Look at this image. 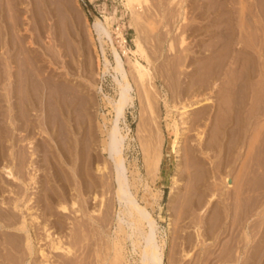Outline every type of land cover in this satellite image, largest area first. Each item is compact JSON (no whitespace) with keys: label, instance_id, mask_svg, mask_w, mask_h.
Instances as JSON below:
<instances>
[{"label":"rangeland","instance_id":"rangeland-1","mask_svg":"<svg viewBox=\"0 0 264 264\" xmlns=\"http://www.w3.org/2000/svg\"><path fill=\"white\" fill-rule=\"evenodd\" d=\"M4 1L7 2V0H0V2H1L0 3V19H1L0 20V26H1L0 27V29H1L0 30V42L2 43V44L0 43V50H1L0 51V65H1L0 68L5 70L4 67L6 66V64L10 65V63L12 62L11 67L13 66L12 68H14L16 70V71L14 70L16 73H17V70L19 69L18 72L20 73L19 74L20 76H18L17 80H20V78L24 79V76H25L24 74L28 71L31 72L29 77H28V80L30 78L31 79L35 78L37 80V81L35 80L36 84L31 79L29 80L30 84L33 85V93L34 94L36 92L38 93V91L35 89V85H36V87L41 86L43 84L42 79H46L47 77H49L51 82H52V80H51V77H52L53 83L56 81L55 83H57V85H58V82H59V85H62V84H66V86L71 85L70 86L71 91L69 94V96H70L69 100L73 99L74 104H75V108L73 111L74 116H75L74 127L76 126L77 128L75 127L74 131L72 128H70V130H71L70 136H69V134L67 137L61 136L59 134V132L55 133L54 131L52 133V131H51L52 129H49L51 132H49V130H47V133H41L40 130L35 129L34 133L31 134V136L33 137V140H34L33 142H35L34 145H36L35 146V159L36 160L34 159V162L40 169L39 172L37 173L38 177L40 176L38 179L40 181L39 185H38L39 187L37 189L34 188L33 191H36V193L38 192V194H42V196L44 194L49 195L51 197L53 196V198L50 201H49L50 198L47 200L48 201L47 204H46V202L45 203L44 202H36V203L32 204V209H33V211L38 210V212H37L38 214H39V212L41 213L40 219L43 222H47V223L50 222V225H53V229H52L53 232L56 231V233L61 235V236L65 235L63 239H64V242H66L65 245L70 247V249H71L70 254L71 255L65 254L64 252L50 253L49 247H48V242L42 238V237H44V232H43V230L41 231V229L40 230L38 229V231H37L38 232L37 235H38V239H39L37 246L40 247L41 249H44L45 253H47L49 255L50 261L53 262L54 264H58V263L64 264L65 261H63V260H65V258L70 259L69 257H71L72 260L70 259V262H69V260H67L68 261V262H66L67 264H72V263L73 264H113L114 259L112 262V258H114L115 251H114V247H113L114 244L112 243L113 242L112 239H114V237L116 236V231H115L116 226H117L116 214L119 210V205H118V202L115 201V198H114L115 197V195H114L115 190H113L114 189V186H113L114 183L112 184V187H109L110 190L107 189V186H109L110 181H112V179H113L112 171H114L113 169H115L114 162L107 154H105V152L102 151V148L104 147L105 141L107 138L106 137L107 129L110 128V123L114 119L115 114L112 113V109H110L111 107L109 106V104L107 103V101L103 95H107L110 99L117 100V98H118L117 88H116V83L114 82L113 78H114V76H116L119 79H121V77H120V75H116L114 73V71L112 70V67L115 66V59L113 57V52H112V48H111V41L107 37H104L105 44H103V47L105 50V57L109 60L110 65L107 66L109 68V72H106L105 74H103L104 65H105V60H104L105 58H104V55H102V49L100 46V41L98 40V35H97L96 31L94 30L93 25L95 23H100L101 27H104L103 23L101 22L102 17H103V13L107 14L109 17H115V15H116V19L113 22V25L111 27V32H113V33H111V35L113 38L114 46L116 47L117 51L119 52V54L122 58L124 67H125L126 71L128 73H130L132 71V68H131V65L129 63H130V60H132V57H131V55H129L128 58H130V57L131 58L127 59V57L125 56V54L122 52L121 48L119 47V44H117L118 39H116V34L114 32V30L117 29L119 25L122 26V29L124 26L123 34H124V37L126 39V52H129L130 50L134 49L133 40L136 37V32H134L135 29L132 26H130V13L127 12V10L124 8V6L122 5L120 0H93V1H89V0H71L70 1V0H67V7H69V9H67V10L59 9V11L57 9V7L59 8V6H57V4L55 3L56 2L55 0H41L45 6H43V4L40 0H24V1L20 0L19 2H17V0H11V1L8 0V4ZM68 1L70 3H68ZM48 2H50V3H48ZM160 2H162V3H160ZM169 2H170L169 0H164V1L163 0H149L148 6H146L144 8L145 12L148 14L144 17L146 23L144 24V29H143L144 31L143 30L141 31V34L143 36L141 34L140 35H141L143 45H144L147 53H149V55L151 56V57L150 56L149 57L150 58L154 57L153 61H152V65H151V70L154 71V69H155L154 72L158 78L155 81V87L158 90V92H160L158 94L160 96H162L163 98L167 94V97H165L168 100L167 102L168 103L173 102V103H169V105L170 104L173 105L176 103V105H178L177 107L180 108L181 106H179L180 104H178V102L181 101L180 100L181 98H178V97L174 98V96L172 95L173 93H171L172 89H170V88H172L174 84L180 85L182 87L185 86L186 85L185 83L188 81L189 74H191L190 69H193V68L195 69V75L196 76L194 74L193 75L195 77L192 76V78L194 80V79H198L199 77L201 78L202 74H205V73L209 72L210 70L212 71L213 66H211V64L214 65V69H215L216 68L215 64L217 63L215 61H220L217 64L221 63L220 59H222V58H220L219 55L226 53L227 50L226 49L224 50V48L226 47V41H224L225 39H222V38H224V36H222V38H220L221 39L220 40L219 36H218L219 35L218 32L226 30L227 26L225 25V29L223 27H224V24H226L228 22V19H232V22L238 31H241L239 29L243 28L242 29L243 32H239V34L240 33L245 34V32H246L245 36L247 34L250 36L252 33L250 30H254L251 27V25H249L250 23H252L251 20L257 24V28L262 29L263 25H261L259 23V21L263 20V23L262 22L261 23L264 24V0H183V6L185 7L186 12H187L186 13V16L188 19L187 22L190 23L193 21V24L202 23V22L206 23L207 20H210L213 17L218 18V23H219V25L217 24L218 25V30H217L218 32H217V35H214V36H209V34L205 35V32H202V33L195 32V31L193 32V30L191 28H189V27L187 28V26H183L182 23H179L180 17H179V15H177V13L179 14V10H180V8H178L179 5L177 4V6H176V2L172 5H170L171 3H169ZM3 3H5V4L3 5ZM16 3L20 4V5H17ZM203 3H204V5H203ZM70 4H71L72 8L69 6ZM14 5H16V6H14ZM166 5L168 6L169 10H167L168 8ZM199 5L200 6L202 5V7H204V8H202V10H201V7H199ZM39 6H41V7L39 8ZM6 7L9 10L12 9L13 11L11 12L8 9L6 10ZM42 7H45V8H42ZM68 10H70L71 14H69ZM17 11H18V13H17ZM72 11H73V13H72ZM165 11H166V13H165L166 15L164 13H162ZM3 12H5V13H3ZM65 12L69 16L65 15ZM15 13H17L16 14L17 16L15 15ZM42 13H44V14H42ZM62 13H64V14H62ZM170 13L171 14L173 13L172 16ZM148 15H150L151 18ZM159 15H161V16H159ZM229 15H231V16H229ZM65 16H66V18H65ZM67 16L70 18H68ZM252 16L254 19L252 18ZM160 17L162 19H164L163 21H165V22L161 21L162 19ZM171 17H173V19H171ZM205 17H206V19H205ZM226 20H227V22H226ZM248 20H250V22ZM3 21H6V22H3ZM234 21H235V23H234ZM224 22H226V23H224ZM244 22H246V23H244ZM151 23L153 25V29H152ZM166 24H168V25H166ZM258 24L260 27L258 26ZM222 25H223V27H222ZM146 26H149L147 28L148 29L151 28L152 30L150 29V30L146 31ZM180 26H181V28H180ZM249 26L252 29L249 28ZM4 27H7V28L5 29ZM244 27L245 28L247 27L248 32ZM177 28H178V30H181L182 32L184 31L185 36H187L186 43L188 42L187 43L188 45L185 44L186 47L188 46L187 49H186V47L185 48L181 47V49H180V47H179L180 45H178L179 44L178 43L179 42L178 41V35H179L180 31H178V30L175 31V29H177ZM90 29L93 33L94 45L92 44L91 40L89 39L90 37L88 36V32L90 31ZM183 29H185V30H183ZM221 29H223V30H221ZM3 30H4V33H3ZM263 30H264V27L260 31H263ZM167 31H168V33H167ZM211 31H212V29H211ZM254 31H256V30H254ZM254 31H253V33H255L256 35L254 36L252 33L253 37L251 39H249L248 35L246 37L240 38L241 41H245L244 42L245 45H244V43H242L240 41L239 37H238V39L236 38V40L240 41V42H237L235 40L236 42L233 46L234 50L232 49L233 52L231 51V59H229L231 61V63L229 60L227 61V63L229 62L228 64L230 65V67L226 63L225 64L226 66L224 65V67H226V70L224 69V67L222 70V72H224V74L222 73L221 78H223L224 76L225 77L223 79H220V80L221 81L224 80V82H223L224 84L222 83L223 85H221V86L218 85L220 87V88L218 87V89H217V87H214L215 89L213 88L212 92L209 89L207 90V93H209V95H211L213 97V98H211L213 100V102L206 105V106L210 105L209 107L211 109L209 107H207L211 110V111L208 110V111H210L209 112L210 114L214 113V112L216 114L214 106L217 102L221 101L220 103H221V105H223V106L220 105L221 106L219 108L220 112H219V110L217 111V121H218V118H219V120L220 119L223 120L224 119L223 117H225V119L222 122L216 121V123L221 122V124L222 123L224 124V122L227 121V119L231 120L232 117H236V116L238 117L237 111L236 112L233 111V107H232L233 98L236 96V100H238L237 99L238 94L235 93V95H234V92L237 90V84L240 81L238 76L241 75L239 73L241 68H242V70L246 69L245 71L249 70V68L251 67L250 61H252L251 58L249 57L250 58L249 61L246 62V60H244L243 58H244V56L247 57L249 55L244 54V56H243V54H242L243 51L238 52V49L245 47V49L247 48L246 50H249V52H251L253 50L251 52V54H253V57H254V58H252L253 60H257L258 58H260L257 53H259V52L262 53L264 50V47H262L263 45L261 46L262 50H261V47H259L260 46V44H259L260 38L258 37L259 41L256 39L257 38L256 36H259L260 33H258V35H257V33ZM142 32H144V33H142ZM2 33H3V35H2ZM6 33H8V34H6ZM195 33L197 36L194 35ZM199 33H200V35H199ZM145 34H147V35H145ZM191 34H193V35H191ZM239 34H238V36H239ZM241 34H240V36L244 35V34H242V35ZM161 35L162 36L165 35V36H163V39H162ZM190 35H191V37H190ZM154 36H156V37L158 36V37L156 38ZM211 37H212V39H211ZM213 37H215V39H218V40L216 41ZM245 38H247L249 41ZM169 40L172 41V43L175 42L172 46L173 48L175 47L174 48L175 50L172 48L173 50L171 49V51H169L170 50L168 48L169 47L168 42H170ZM6 41H9V42L7 43ZM214 41H216L218 44L216 42H215L216 43L215 44ZM256 41H258V43ZM153 43H155V44H153ZM190 43H191V45H190ZM198 43H199L201 49L198 48L199 47L197 45ZM239 43H241V44H239ZM246 43H248V44H246ZM209 44L213 47H211ZM221 44L224 45V48ZM56 45H57V47H55ZM52 46H53V48H52ZM65 46L67 47L68 50L66 49ZM215 46H216V48H215ZM235 47H237L236 48L237 52L235 50ZM249 47H252V49H250ZM43 48H45V49H43ZM2 49H4V50H2ZM49 49H50V51H49ZM213 49H214V52H212ZM215 49H217L218 51L216 52ZM46 50L49 51L50 54ZM53 50H55V51H53ZM57 50H59L60 52H58ZM154 50H155V52H154ZM188 51H189L190 56L192 55V57L196 58V59L191 58V60L193 59L191 61L192 63H189V61H188L189 58L183 59V57H182L183 55L185 56ZM209 51H211V52L209 53ZM223 51H226V52L223 53ZM5 52H6V54H5ZM54 52H56V53H54ZM53 53L57 54V55L59 54L61 57L59 55L56 57V55H54ZM72 53H74V54H72ZM152 53H153V55H151ZM216 53L218 54V56H216ZM236 53L238 55L240 54L241 58L243 57L242 58V60H244L243 62L242 61L238 62L241 60V58H238V61L234 60ZM29 54H30V56H29ZM69 54H70V56H69ZM51 55L54 57V59ZM72 55H74V56H72ZM197 55H199V56H197ZM9 56H11V58H9ZM207 56H209V58ZM37 57H38V59H37ZM47 57H50V58L48 59ZM51 57L54 60L52 62H51V60H52ZM97 57H99V65H98V62L96 61ZM198 57H199V59H198ZM212 57H215V59L213 58V60H212ZM221 57H223V55ZM224 57H225V55H224ZM31 58H33V59H31ZM164 58L167 61L164 60ZM4 59L7 60V62L6 61L3 62ZM245 59L248 60V57ZM10 60H13V61H10ZM210 60H212V61L210 62ZM236 60H237V58H236ZM77 62H79V63H77ZM257 62H256V65H258ZM141 63L146 65V63L143 60H141ZM176 63H177V65H176ZM240 63H243V64H241L242 66L239 65ZM245 63H247L248 66L244 65ZM248 63H250V64H248ZM33 64H34V66H33ZM38 64L40 66H38ZM67 64L70 67L72 66L71 69L69 66H67ZM182 65H184L185 67ZM191 65H193V66H191ZM61 66L62 67L64 66L63 69ZM178 66H179V68H178ZM238 66H240V67H238ZM198 67H200V68L198 69ZM22 68H23V70H22ZM200 69H202V70H200ZM24 70H26V71H24ZM166 70H168L169 73ZM38 71L40 72V74ZM182 71H183V73H182ZM226 71H227V73H225ZM32 72L33 73L36 72V73L32 74ZM67 72L70 74H68ZM236 72H238L239 74ZM22 73L24 76L21 75ZM31 74H32V76H31ZM46 74H49V75H46ZM61 74H64V76ZM258 74L260 77H258ZM258 74L256 73V75H255L256 77L254 76V78H253L254 85L256 84V86L254 87V91H253L254 93L256 90L259 91V86H260V84H262V79H260L262 77L260 74V71H258ZM17 75H18V73H17ZM197 75H198V77H197ZM3 76H4V74H3ZM5 76L1 79L3 81V83L6 80ZM56 76H57V80H55ZM60 76L61 77L63 76V77L60 78ZM171 77H173V78H171ZM233 78H234V80H233ZM60 79H61V81H60ZM257 79L261 82H259ZM41 80H42V82H41ZM254 80L256 81V83ZM31 81H32V83H31ZM38 81H39V83H38ZM221 81L219 82L220 84H221ZM60 82H62V83H60ZM90 82L94 86H91ZM78 84H80V85H78ZM132 84H133V82H132ZM80 86H82V87H80ZM70 87H68V88L70 89ZM76 87L81 92H79V90L75 89ZM99 87L102 88L101 92L98 90ZM257 87H258V89H257ZM255 88H256V90H255ZM72 89H75V93L72 92V91H74ZM136 89H137L136 86L133 84L132 95L134 97V106H127L124 108V110H123L124 115L121 119L122 121L119 124L120 128L122 129L121 130L122 134L124 133V135H125L128 131L127 138L125 140V148H124L125 167L127 168V177L129 179L130 184L136 182L135 187L131 186V191L136 190L135 191L136 193L134 191H132V192L135 194V196H138V198H137L138 200L139 199L141 200L143 198L147 201L148 211L151 212V214H152V216H153V218L157 224V227L155 228L154 232H155L156 241L160 245H162V247H163V260H164L163 264H246V263L247 264H250V263L251 264H264V248H263L264 247V244H263L264 243L263 242V240H264V192H263L264 190L263 189L264 188H259V183L257 182L258 180H256V179H258V178H256V177H258L257 174H259L261 171H260V169H258V166H256V164L253 165L254 162L257 161V160L255 161V159H257L256 158L257 153H255L256 152L255 148L257 147L258 143L260 142V141H258V139L259 140L261 139V137L259 138V136L261 134L258 133V135L259 134L260 135L259 136L257 135L256 137H258V138H256L255 137L256 133H255V135H254V133H251V131H254V127H255L254 132H256V128H258L259 126L258 127L252 126L253 129L251 127H249V128H251V130L249 129V134L254 135V137L248 135L247 138H245L246 140L244 139L242 141V142H244L243 144L240 142L241 145H239L238 146L239 148H237L238 150H236V154L240 155L239 159L237 160V164H236L237 168H235V170H233L235 172L232 171L231 174L226 173L227 175H229L227 177V179L229 180V183H230L231 187H233V188H231L230 185L228 188V186L226 185V181H225V175L226 174H222L220 179L218 178L216 180L219 182H216L213 178L209 179L208 184H211V185H209V187H212L213 183H214V185H217L219 183V186H217V187L221 188L222 191H224L223 194H218V195H216V197L211 199V202L209 205L207 203L208 201L206 200V198L208 199L209 195H205V196H203V198L202 197L200 198V196L197 192H196L197 194H195L197 197L193 195V193H194L193 191H195V188L198 187V184L196 187V183H201L203 181V180H201L202 175H200L201 176L200 177L199 172H198L199 168H201L202 165L200 163H197L196 161H194V159L192 160V157L189 156L188 154H186L187 151H185L186 149L183 146L181 147V151L182 150H184V151H182V154L180 155V157H176V154H174V152H173V147H172L173 135L167 129V125L172 123V118L167 116V114H166L167 109L164 105L163 98L158 100L159 103L156 101L157 103L155 104L156 105L155 106V108H156L155 114L159 113L158 115L156 114L157 119L155 118L157 122H154V120H153V124L149 125V123H152V121L150 120V119H152V117H150L149 113H147L146 109L144 108L146 105L144 107L142 106L144 104L141 103V100H139L140 98H139L138 94L136 93V92H138ZM216 89H217V91H215ZM232 90H233V93H232ZM34 91H36V92H34ZM257 91H256V94H257ZM216 92H219V93H216ZM226 92H228V93H226ZM50 93H51V91H50ZM78 93H79V95H78ZM80 95L82 96V97H80L81 99L79 97H77ZM87 95H88V97H87ZM169 95L170 96L172 95L171 96L172 98ZM83 96H84L85 100H84ZM92 96H93V99L90 101L93 102V104L91 105L93 107L90 106V103H89V105H87L88 107H86L85 103H86V101H89L87 98H92ZM215 97L218 98L217 102H216ZM77 98L79 99V101ZM219 98H221V99H219ZM169 99H172V101H170ZM229 99H230L231 105H230ZM222 100L225 102H223ZM255 100H252V102ZM252 102L249 105L247 104V106H249V107L246 106L247 107L246 109L250 110L249 108H251V106L253 107V105H251ZM96 103H97V105H96ZM220 103H218V104H220ZM222 103H224L227 106H225ZM227 103L229 104L230 107L228 106ZM253 103H255L254 104V107H255V105L257 104V100H256V102H253ZM1 104L3 105L4 102H1ZM78 104H80V105H78ZM40 107L41 106L39 105V107H38L39 109L37 111L32 110L33 119L37 118V116H41V118H42L43 113L41 112ZM212 107H214V109ZM254 107L250 111L255 110L256 107L255 108ZM51 108L49 107V111H48V112H50L49 115L52 114ZM86 108H87V110H86ZM43 109H42V111H44ZM227 109L228 110L230 109L228 111V113L231 112L229 115L227 113ZM224 111H226V112H224ZM79 112L81 113V115L77 116ZM86 112H87V114L90 115L91 121L90 120L88 121L87 119H85V116L83 117V113L86 114ZM222 112H223V114H225V113L226 114L225 115L220 114ZM243 113L240 112L241 119L245 115L243 120H247L246 119L247 118L246 112H243ZM40 114H42V115H40ZM177 114H178V112L175 111L173 117H175V115L178 116ZM220 116H221V118H220ZM228 116H231V117H228ZM77 117H79L80 119ZM149 117H150V119H149ZM178 118H179V116L176 117V119H178ZM190 118H192V114H191V117H190V115H188V118H187V119H189L188 122L191 120ZM147 119H148V121H147ZM234 119H236V118H234ZM169 120H171V121H169ZM87 121L89 122L88 125H91L90 128L88 125H86ZM43 122H44V120H43ZM169 122H171V123H169ZM237 122H238V120L236 119V121H234V123H237ZM76 123H78V124H76ZM144 125H147V126H144ZM238 125L240 128L238 127ZM230 126L232 127L231 124H229V127ZM233 126L234 127H232V128H234L236 133L238 132L237 134L241 135L240 132L242 131L241 130L242 127H241L240 123H238L237 125L233 124ZM87 127L89 129H91V131L94 133L92 134V132ZM156 127H159L163 133V143H162V147H161V151H162L161 152L162 153L161 158L162 159H161V163H160V170H159L158 177L156 180L154 179V181L151 184L152 179L150 178V180H149V177L146 175L145 170H144L143 152H141L142 151L141 147H142V141L144 139H145L144 141H148V142L149 141L151 142V140H153L151 135L154 134V131L156 134V132L158 130ZM236 127H238V128H236ZM260 127H261V125H260ZM260 127L258 128L259 130L257 129L258 130L257 132L263 131L262 127H261L262 130L260 129ZM48 132H49V134H48ZM90 132L92 134L91 137L88 136ZM190 132L188 133V136L190 137V139L191 140L195 139L194 134H193L194 132H192V131H190ZM40 133H41V135H40ZM87 133H88V135H87ZM147 133H149L150 135L149 134L147 135ZM51 136L54 139H56L55 141H57L58 144H60V147L57 146L54 139L51 140ZM77 138L80 139L81 143H82V139H83L85 141V142L83 141L84 145L81 144L80 147L79 146L76 147V139ZM89 138H90V140H88ZM252 138H255L254 141ZM68 139L70 142L68 141ZM209 139H211V138L209 137ZM250 139H252V141L254 143L251 142ZM71 140H72V142H71ZM42 141L43 142L47 141V143L50 145V148L47 149V148H44V146H43V148L40 147L37 143L41 144ZM191 144L195 145V141L192 142ZM253 144H256V145H253ZM182 145H184V144H182ZM9 146H10V144H9ZM37 146H38V148H37ZM229 146L231 147V146H233V144L232 145L229 144ZM8 148L9 147L7 146L6 149H8ZM26 148H28V146L25 147L26 158H27L30 154L29 151H31V149H29V148L26 149ZM82 148H83V156H85V157H83V160H86V156H87V155H84L85 154L84 151L87 150L86 153L87 152L89 153V151L91 150L90 153L94 157V160L92 163L93 165L91 164L92 166H90V175L95 180L97 178V180H99V181H100V179H103L104 181H106V183L108 185L104 188V190L102 189V187L100 188V186H99L94 191L89 190V192H87L88 194H86V192H84V195L83 194L79 195V193L76 192L77 187L81 186V180H80V178L78 180V177H76L71 172H72V169H76L78 161H79L77 156H76V154L78 155L77 150L80 151L79 149H82ZM182 148H184V149H182ZM248 149H250V150H248ZM32 150H34V149H32ZM8 152L6 150L7 154H8ZM244 153H245V155H244ZM249 153H250V155H249ZM52 156H54V157H52ZM253 157H254V159H253ZM5 158L6 159H4L2 161L3 164L10 162V161H8L9 157L6 156ZM7 158H8V160H7ZM76 158H77V161H75ZM244 158H247V159H244ZM55 159H57V160H55ZM64 159L67 161H65ZM242 159H243L244 163H243ZM179 161H181V162H179ZM251 161H253V162H251ZM2 162H0V163L2 164ZM74 162H77V163L75 164ZM107 162L109 163L108 166H110L109 169L111 170V172H108L106 170L104 173L102 171H98L99 173H96L97 172V169H96L97 166L103 167L104 163H107ZM178 163H180V167L182 168L181 170L182 171L185 170L184 171L185 172L184 177H186V178H184L183 181H181L180 186L177 189L176 185L173 184V177L176 174V171H177L176 166ZM238 163H240L241 166ZM245 163H246V165H245ZM1 164H0V185H1V188H3L4 193H5L10 189V186L8 185V180L6 179V175L3 173L2 169H1V167H2ZM244 165H245V167H244ZM248 165H249V167H248ZM252 165L254 166V168ZM205 166L209 167L207 164ZM250 166H252V167H250ZM197 167H198V170H197ZM238 168H239V171L241 172L242 175L239 173V171H237ZM243 168L247 169L248 171L246 170V172H245V170ZM249 168H250V171H252L253 169H254L253 171L258 169L256 172L260 171L259 173H256V174H255V172H253V174H255V176H254L255 179H254V177L253 178L250 177L252 175L251 174L252 172L249 171ZM255 168H257V169H255ZM59 169H60L61 173L58 172ZM187 169H189V170H187ZM186 170L188 172L192 171L195 173L190 172L193 175H191L189 173L190 175L188 176V174H187L188 172ZM195 170L197 171V173ZM136 171H139V173L137 174ZM201 171L202 170H200V172ZM110 173H111V175H110ZM135 173H136V175H135ZM245 173L247 176L244 175ZM197 174H198L197 177L200 178L201 182H199L198 178L195 177ZM201 174H202V172H201ZM64 175H65V177H68L69 180L67 178H65ZM237 175H238V177H237ZM74 176H75V179H74ZM191 176H193L194 178L193 177L191 178ZM135 177H139V178H135ZM247 177L249 179H247ZM76 178H77V180H76ZM140 178H141V180H140ZM66 179H67V181H65ZM238 179L239 180L241 179V180L239 181ZM190 180L195 182L194 183L195 188L192 187L193 184H191V186H189L190 183H193ZM237 180H238V184H237ZM244 180H245V182H244ZM248 180H250V181H248ZM61 181H63L64 183ZM211 181H213V183ZM241 181H243V182H241ZM67 182L69 184H67ZM140 182H142V183H140ZM231 182L233 184L235 182L236 184L233 185V184H231ZM240 182H241V184H239ZM252 182H253V184H252ZM49 183H50V185H49ZM71 183H73V184H71ZM75 183H76V186L74 185ZM52 184H54V185H52ZM65 184H67V185H65ZM145 184L148 187H145ZM200 185H202V184H200ZM214 185H213V187H214ZM66 186H68L69 188L68 187L66 188ZM14 187L15 186L13 185V188ZM135 188H137V189H135ZM140 188L142 189L143 192L141 191ZM202 188L204 189L205 186ZM16 189H18V188H16ZM63 189H65V190H63ZM98 189H100V190H98ZM105 189H107V190H105ZM189 189L192 191V194H191ZM238 189H240V190H238ZM244 189H245V191H244ZM204 190H206V189H204ZM237 190H238V193L236 192ZM241 190H242V192H241ZM107 191H109V192H107ZM173 191L176 194L174 199L172 198V195L174 194ZM94 192H96V199H94V195H93V194H95ZM159 192H162L161 198L159 200H155L153 197H155V195H157ZM228 192L230 194H228ZM258 192H259V194H258ZM74 193L75 194L78 193V194L73 195ZM100 193H101V195H100ZM3 195L8 196V193H5ZM236 195L238 196V198ZM5 196H3V197H5ZM77 196L80 199L76 198ZM81 196L82 197L84 196L83 199H81L82 198ZM249 196H252V198ZM73 197L75 198L77 204L79 203V206H82V208H83L82 213L79 212L76 214V213L72 212V211H74L72 209L70 210V212L67 211L65 213H62V212H60V210H57L58 208L56 206H57V202L60 198L61 199L59 200V202L61 200H63L64 198H65L64 200L66 201V202L61 201L60 203H63L65 205L66 204L69 205L70 201L72 199H74ZM102 197L104 198L103 201H106V203H103L101 201ZM105 197H107L108 200ZM0 199H2L1 195H0ZM81 200L84 202H82ZM199 200H201L202 204L200 203ZM244 200H245V202H244ZM256 200H257V202H256ZM52 202L54 203V205ZM145 202L142 205H145L146 204ZM252 202H254V203H252ZM198 203H200L201 205H198ZM249 203L252 205H250ZM0 204H1V202H0ZM238 205H240V206H238ZM0 206H2V205H0ZM43 206L44 207L46 206V207L44 208ZM252 206H254V207H252ZM257 206H259V207H257ZM201 207H202V209H201ZM205 207H206V209H205ZM250 207L253 209H251ZM84 208H86V210H84ZM106 208L108 209V211L106 210ZM249 209H250V211H249ZM44 210L46 212H44ZM93 210H94V213L91 214V212ZM104 211L106 212V214ZM248 211H249V214H248ZM86 213L93 215L91 217H94L93 218L94 220L96 219V221H94V223H96V224H94L92 222L93 227H91L92 225H90V223H87L89 221H88V218H87L88 216ZM84 215H86V216H84ZM80 216L83 220H81ZM105 218L109 222L103 221ZM101 219H103V220H101ZM60 220H61V222H60ZM62 220H63V222H62ZM73 220H76V221L73 222ZM99 220H100V223L97 222ZM104 222H105L104 225H106L105 227L102 226ZM60 224H61V226H60ZM71 224H72V227H71ZM87 224H89L90 226ZM100 224H102V225H100ZM96 225H97V227H96ZM233 225H234V227H233ZM58 226H59V228H58ZM67 226H69V227H67ZM89 227L91 230L89 229ZM92 228H93V230H92ZM6 230L0 229V241L3 240L5 242V240L7 239L8 232H11L10 230H7V231ZM94 230H96V232ZM102 230L104 231V234H103ZM72 231H73V233H72ZM105 231H106V234H105ZM250 231H252L253 233H251ZM258 231H260V232H258ZM94 233H96L97 235H94ZM198 234H199V237H197ZM68 236H70V237H68ZM242 236H244V237H242ZM69 238L72 240L70 241ZM104 238H105V240H104ZM238 238H240V239H238ZM241 238H243V239H241ZM129 242H128V240L127 241L123 240V241H120L119 242L120 245L117 246L120 248V246L122 245L121 246V252H122V256H123V258H122L123 263L122 264H140L139 260L141 258L139 256L140 255L139 248L136 247L135 248L136 251H135L133 249V247L131 246L132 245L131 242L130 243ZM234 245H235V247H234ZM258 245H260V246H258ZM132 249L134 250V252L132 251ZM248 249H249V252H248ZM222 251H225V252H222ZM5 252L7 254H5V256H4ZM5 252H3L1 254V256L3 258V262H6L4 264H17L18 263L16 261V255H15L16 252H13L14 254H12L11 252H8V251H5ZM256 252H257V254H256ZM9 253H11V254H9ZM261 253H263V254H261ZM227 254H228V256H227ZM8 255H10L11 257L9 256V258H8L7 257ZM217 255H218V257H217ZM254 255H255V257H254ZM231 256H232V259H231ZM238 256H239V258H238ZM258 257H259V259H258ZM5 258L7 260H5ZM138 258H139V260H138ZM218 258H220V259H218ZM234 261H238V262H234ZM256 261H257V263H256ZM32 264H36V262L33 259H32ZM115 264H120V263L116 262Z\"/></svg>","mask_w":264,"mask_h":264},{"label":"bare ground","instance_id":"bare-ground-1","mask_svg":"<svg viewBox=\"0 0 264 264\" xmlns=\"http://www.w3.org/2000/svg\"><path fill=\"white\" fill-rule=\"evenodd\" d=\"M11 1V0H10ZM20 0H17V2H19ZM24 1V0H22ZM41 1V0H40ZM56 1V2H55ZM54 2L57 4V6H59V8L57 7L58 11L59 9H63V10H67L69 9V7H67V0H55ZM71 1V0H70ZM89 1H93V0H89ZM122 5L124 6V8L127 10L128 13H130V26H132L135 30L134 32H136V37L134 38L133 42H134V49L133 50H130L129 52H126V39L124 37V34H123V29H124V26H123V29H122V26L119 25L117 29L114 30L115 34H116V39H118V43L119 44V47L121 48L122 52L125 54V56L127 57V59H130L132 57V60H130V65H131V68H132V71L130 73H128L124 67V64H123V61H122V58L119 54V52L117 51L116 47L114 46V43H113V38H112V35L111 33V27L113 25V22L115 21L116 19V15L115 17H109L107 14L103 13V17H102V20L101 22L103 23L104 27H101V24L100 23H95L93 25V28L94 30L96 31L97 35H98V40L100 41V46H101V49H102V55H104V60H105V65H104V70H103V74H105L106 72H109V68L107 66L110 65V62L109 60L105 57V50H104V47H103V44H105V40H104V37H107L110 41H111V48H112V52H113V57L115 59V66L112 67V70L114 71V73L116 75H120L121 79H119L118 77L114 76V82L116 83V88H117V100H113V99H110L107 95H103L104 98L106 99L107 103L109 104V106L111 107L110 109H112V113L115 114V117L114 119L111 121L110 123V128L107 129V133H106V141H105V145L104 147L102 148V151L105 152V154H107L114 162V166H115V169H113L114 171H112L113 173V179L112 181H110L109 183V186H107L108 184L106 183V181H104L103 179H100L96 180L93 179L90 175V166H92L93 164V160H94V157L92 156V154L84 151L85 154L84 155H87L86 156V160H83V148L82 149H79L80 151H78L77 149V152H78V155L76 154L77 158H78V164H77V167L76 169H72V172L76 177H78V180L80 178L81 180V186L77 187V190L76 192L79 193V195L83 194L84 195V192H86V194H88L87 192H89V190H96V188H98L100 186V188L102 187V189L104 190V188L107 186V189H109V187H112V184L114 183V195H115V201L118 202V205H119V210L116 214V222H117V226H116V236L114 237L113 240V244H114V251H115V254H114V258H112V262H113V259H114V263L115 264L116 262L122 264V252H121V246L120 248L117 247L120 245V241H127L128 242L130 241L131 242V246L133 247V249L135 250V248H139V251H140V260L138 258V261L140 264H163L164 263V260H163V247L162 245H160L157 241H156V238H155V228L157 227V224L151 214L150 211H148V208H147V201L145 199H137L138 196H135V194L132 192L134 190L131 191V186H134L136 185V182L135 183H132L130 184L129 182V179L127 177V168L125 167V157H124V148H125V140L127 138V133L124 135V133L122 134V129L120 128L119 124L120 122L122 121V117L124 115L123 113V110L125 107L127 106H134V97L132 95V91H133V84L136 86V90L138 92H136L139 96V100H141V103H143L144 105H142L147 113H149L150 117H152V119H149L152 121V123H149V125L153 124V120L154 122H157L156 121V114H155V104L158 102V100L162 99L163 97L160 96L158 93V90L156 89L155 87V81L158 79L157 76L155 75V69L154 71L151 70V65H152V61H153V58H150L151 56L149 55V53H147L144 45H143V41H142V38H141V31L144 29V24L146 23L145 22V19L144 17L148 14L145 12V7L148 6V3H149V0H120ZM164 1V0H163ZM171 3L170 5L174 4L176 2V6L177 4L179 5L178 8H180L179 10V14L177 13V15H179L180 17V22L179 23H182L183 26H187V28H191L193 30V32H205V35L209 34V36H214V35H217V30H218V18H211L210 20H207L206 23H196V24H193V21L192 22H187V16H186V9L185 7L183 6V0H169ZM3 2V1H2ZM6 2V1H4ZM42 2V1H41ZM168 2V1H167ZM195 2V1H194ZM1 3V2H0ZM8 4V0L6 2ZM11 3V2H10ZM15 3V2H14ZM39 3V2H38ZM46 3V2H45ZM50 3V2H48ZM52 3V2H51ZM68 3H70L68 1ZM162 3V2H160ZM168 3V4H169ZM5 3H3L4 5ZM17 4V3H16ZM40 4V3H39ZM38 4V5H39ZM43 4V2H42ZM47 4V3H46ZM55 4V5H56ZM198 4V3H197ZM200 4V3H199ZM11 5V4H10ZM9 5V6H10ZM17 5H20V4H17ZM163 5V4H162ZM165 5V4H164ZM188 5V4H187ZM191 5V4H190ZM204 5V3H203ZM6 6V5H5ZM8 6V5H7ZM16 6V5H14ZM43 6H45L43 4ZM71 7V4L69 5ZM167 6V5H166ZM198 6V5H197ZM18 7V6H17ZM41 6H39L40 8ZM47 7V6H46ZM199 7H201V10L202 8V5ZM4 8V7H3ZM12 8V7H11ZM42 8H45V7H42ZM41 8V9H42ZM72 8V7H71ZM163 8V7H162ZM168 8V6H167ZM188 8V7H187ZM230 8V7H229ZM249 8V7H248ZM8 8L6 7V10ZM14 9V8H13ZM16 9V8H15ZM34 9V8H33ZM233 9V8H232ZM5 10V9H4ZM9 10V9H8ZM18 10V9H17ZM38 10V9H37ZM165 10V9H164ZM169 10V8L167 9ZM227 10V9H226ZM248 10V9H247ZM9 11H13L12 9L9 10ZM34 11V10H33ZM39 11V10H38ZM69 11V14L70 13V10ZM174 11V10H173ZM172 11V12H173ZM176 11V10H175ZM188 11V10H187ZM225 11V10H224ZM230 11V10H229ZM7 12V11H6ZM67 12V11H66ZM65 12V15H68L66 14ZM76 12V11H75ZM158 12V11H157ZM207 12V11H206ZM5 13V12H3ZM14 13V12H13ZM18 13V11H17ZM15 13V15L17 14ZM41 13V12H40ZM45 13V12H44ZM42 13V14H44ZM61 13V12H60ZM73 13V11H72ZM159 13V12H158ZM162 13H166L165 12H162ZM169 13V12H168ZM175 13V12H174ZM227 13V12H226ZM229 13V12H228ZM64 14V13H62ZM75 14V13H74ZM171 14V13H170ZM173 14V13H172ZM171 14V16H172ZM198 14V13H197ZM14 15V14H13ZM41 15V14H40ZM166 15V14H165ZM176 15V16H177ZM215 15V14H214ZM228 15V14H227ZM17 16V15H16ZM69 16V15H68ZM67 16V17H68ZM150 17V15H148ZM157 16V15H156ZM161 16V15H159ZM175 16V17H176ZM231 16V15H229ZM250 16V15H249ZM4 17V16H3ZM15 17V16H14ZM164 17V16H163ZM210 17V16H209ZM44 18V17H43ZM66 18V16H65ZM70 18V17H68ZM74 18V17H73ZM148 18V17H147ZM151 18V17H150ZM161 18V17H160ZM165 18V17H164ZM198 18V17H197ZM222 18V17H221ZM253 18V16H252ZM251 18V19H252ZM162 19V18H161ZM167 19V18H166ZM171 19H173V17H171ZM206 19V17H205ZM209 19V18H208ZM225 19V18H224ZM254 19V18H253ZM1 20V19H0ZM5 20V19H4ZM71 20V19H70ZM74 20V19H73ZM148 20V19H147ZM160 20V19H159ZM164 19H162L161 21H163ZM202 20V19H201ZM204 20V19H203ZM216 20V21H215ZM223 20V19H222ZM234 20V19H233ZM260 20V19H259ZM7 21V20H6ZM6 21H3V22H6ZM75 21V20H74ZM157 21V20H156ZM225 21V20H224ZM250 22V20H248ZM247 21V22H248ZM18 22V21H17ZM165 22V21H163ZM227 22V20H226ZM224 22V23H226ZM243 22V21H242ZM248 22V23H249ZM252 23H250L249 25H251V27L256 30H250L252 33L253 31L257 33H260L259 36H256L257 40H258V37L260 38V41H259V44L261 47H264V30L263 31H260L263 29L264 27V24L263 23V20L259 21V23L262 26V29L260 28H257V24L254 23L252 20H251ZM262 22V23H261ZM73 23V22H72ZM157 23V22H156ZM160 23V22H159ZM167 23V22H166ZM178 23V24H179ZM235 23V21H234ZM246 23V22H244ZM247 23V24H248ZM55 24V23H54ZM158 24V23H157ZM161 24V23H160ZM185 24V25H184ZM218 24V25H217ZM221 24V23H220ZM256 24V25H255ZM165 25V24H164ZM168 25V24H166ZM225 25L227 26L226 27V30H223V31H219V39L222 38V36H224V38L222 39H225L224 41H226V47L224 48V45L223 48L224 50L226 49V51H223L226 52L224 54H220V59L221 60V63L220 64H217L219 63L220 61H215L217 62L215 64V69H214V65L211 64V66H213L212 68V71L210 70L209 72L205 73V74H202L201 78L199 79H194L192 78V76L195 75V69H190V72L191 74H189V77H188V81L185 83L186 85L185 86H180V85H176V84H172L173 87L170 88L172 89L171 93H173L172 95L174 96V98L178 97V98H181L180 102H178V104H180L179 106H181L180 108H178L175 104L173 105H169V103H173V102H167V94L165 95V97L163 98V102H164V105L167 109V116L171 117L172 118V123L167 125V129L168 131H170L173 135V141H172V147H173V152L174 154H176V157H180V155L182 154V150L181 151V147L183 146L187 151L186 154H188L189 156L192 157V160L194 159V161H196L197 163H200L202 165V169L199 168L198 170V167H197V170L199 172V176L202 175V179L203 180L202 182L200 181V178H198V174L195 176L198 178V181L201 182V183H196V187H197V184H198V187L195 188L194 186V181H192L193 183H190L189 186H191V184H193V188H195V191H193V195L196 196L195 194H199L200 198L205 195H209L208 199L206 198V200L208 201L207 203L210 205V202H211V199H213L214 197H216V195L218 194H223L224 191H222L221 188L217 187L219 186V183L217 185H214L213 181H211L213 184H212V187H209V185L211 184H208L209 183V179L213 178L215 181L220 177L222 174H226V173H232L233 170H235L236 167V164H237V160L239 159V154H236V150H238L237 148H239L238 146L241 145L240 142L243 144L244 142H242L245 138H247V136H253L255 135V137L258 135V133H260L258 136L259 138L261 137V139L258 141H260L257 145V147L255 148L256 152L257 153V159H255L256 162H254L253 165L256 164V166H258V169H260V171L256 172L257 170L255 171H250V168H249V171L252 172L251 176L250 177H254L256 173H259L257 174L258 180L257 182L259 183V188H264V50L262 53H257L259 55V57L262 58H258L257 60H253L252 58L253 57V54H251V52H249V50H246L245 47L244 48H240L238 49V52L239 51H243V56L244 54L246 55H249L247 56L248 57V60L245 59L247 57L244 56V60L249 61V59L251 58L252 61H250V64L251 67L249 68V70L245 71V70H240V76L239 79L240 81L238 82L237 84V90L234 92V95L235 93H237V99L236 100V96L233 98V102H232V107H233V111H237V114H238V117H232L231 120L230 119H227V121L224 122V124L221 122L225 119V117H223L224 119L223 120H219L218 118V121H217V111L219 110V108L223 105H221V101L217 102V99L216 98V104H215V111H216V114L215 112L214 113H209L211 110V108L209 106H206L208 104H210L211 102H213V100L211 98H213L211 95H209V93H207V90L209 89L211 92H212V89L214 87H218L223 85L224 83V80L221 81L220 79H223L221 78L222 76V73L224 74V72H222L223 70V67L224 65L227 63V61L229 59H231V51L232 49L234 50L233 46L235 44V42L237 41L236 38L239 39L241 37H246L244 33V35H241L239 34V32H243L242 29H239L241 31H238L235 27V25L233 24L232 22V19H228V22L226 24H224V27L222 25V27L225 29ZM151 26H152V29H153V25L151 23ZM182 26V27H183ZM239 26V25H238ZM259 26V24H258ZM1 27V26H0ZM3 27V26H2ZM147 27L149 26H146V31L147 30H150L148 29ZM166 27V26H165ZM249 26V28H251ZM260 27V26H259ZM5 29L7 27H4ZM179 28V27H178ZM175 29V31L178 30ZM181 28V26H180ZM184 28V27H183ZM245 28V27H244ZM251 28V29H252ZM9 29V28H8ZM58 29V28H57ZM92 29V28H91ZM88 32V36L90 37L89 39L91 40L92 44L94 45V40H93V33L92 31ZM151 29V30H152ZM212 29V31H211ZM220 29V28H219ZM248 32V29L247 27L245 28ZM1 30V29H0ZM113 30V29H112ZM167 30V29H166ZM165 30V31H166ZM185 30V29H183ZM189 30V29H188ZM6 31V30H5ZM48 31V30H47ZM51 31V30H50ZM144 31V30H143ZM145 31V32H146ZM180 31L179 32V35H178V45H180V49L181 47L185 48V44L186 43V38L187 36H185L184 34V31L182 32L181 30H178ZM225 31V32H224ZM8 32V31H7ZM52 32V31H51ZM150 32V31H149ZM3 33H4V30H3ZM2 33V35H3ZM144 33V32H142ZM168 33V31H167ZM177 33V32H176ZM175 33V34H176ZM188 33V32H187ZM199 33V35H200ZM251 33V37L249 36V39H251L253 37V35L255 36L256 34L253 33L252 35ZM8 34V33H6ZM141 34V35H140ZM150 34V33H149ZM165 34V33H164ZM239 34V36H238ZM147 35V34H145ZM167 35V34H166ZM193 35V34H191ZM190 35V37H191ZM196 35V33L194 34ZM204 35V34H203ZM204 35V36H205ZM58 36V35H57ZM56 36V37H57ZM135 36V35H134ZM143 36V35H142ZM162 36V35H161ZM165 36V35H163ZM163 36H162V39H163ZM173 36V35H172ZM197 36V35H196ZM21 37V36H20ZM55 37V36H54ZM156 37V36H154ZM158 37V36H157ZM156 37V38H157ZM176 37V36H175ZM201 37V36H200ZM161 38V37H160ZM159 38V39H160ZM215 39V37H213ZM21 39V38H20ZM53 39V38H52ZM212 39V37H211ZM213 39V40H214ZM244 39V38H243ZM247 39V38H245ZM255 39V38H254ZM50 40V39H49ZM66 40V39H65ZM154 40V39H153ZM152 40V41H153ZM161 40V39H160ZM174 40V39H173ZM216 41L218 39H215ZM221 40V39H220ZM236 40V41H235ZM248 40V39H247ZM2 41V40H1ZM51 41V40H50ZM49 41V42H50ZM53 41V40H52ZM156 41V40H155ZM170 41V40H169ZM177 41V40H176ZM194 41V40H193ZM212 41V40H211ZM214 41V43L216 42ZM223 41V40H222ZM241 41V39H240ZM240 41H237V42H240ZM249 41V40H248ZM253 41V40H252ZM258 41H256L258 43ZM7 43L9 41H6ZM33 42V41H32ZM48 42V43H49ZM59 42V41H58ZM174 42V41H173ZM242 43H244L245 41H241ZM1 43V42H0ZM51 43V42H50ZM53 43V42H52ZM69 43V42H68ZM67 43V44H68ZM169 43V51H171V49L173 48V44L175 43H172V41L168 42ZM172 43V44H171ZM213 43V42H212ZM213 43V44H214ZM217 43V42H216ZM215 43V44H216ZM2 44V43H1ZM10 44V43H9ZM65 44V43H64ZM66 44V45H67ZM91 44V43H90ZM155 44V43H153ZM157 44V43H156ZM201 44V43H200ZM211 44V43H210ZM209 44V45H210ZM218 44V43H217ZM237 44V43H236ZM241 44V43H239ZM248 44V43H246ZM59 45V44H58ZM70 45V44H69ZM159 45V44H158ZM188 45V44H187ZM191 45V43H190ZM200 48V45L199 43L197 44ZM212 45V44H211ZM210 45V46H211ZM245 45V43H244ZM9 46V45H8ZM105 46V45H104ZM154 46V45H153ZM175 46V45H174ZM209 46V47H210ZM217 46V45H216ZM215 46V48H216ZM243 46V45H242ZM249 46V45H248ZM252 46V45H251ZM50 47V46H49ZM57 47V45L55 46ZM66 47V46H65ZM69 47V46H68ZM178 47V46H177ZM188 47V46H187ZM186 47V49H187ZM213 47V46H211ZM262 47H261V50H262ZM10 48V47H9ZM48 48V47H47ZM53 48V46H52ZM175 48V47H174ZM173 48V49H174ZM237 47H235V50H236ZM250 49H252V47H249ZM45 49V48H43ZM67 49V47H66ZM157 49V48H156ZM172 49V50H173ZM179 49V48H178ZM193 49V48H192ZM201 49V48H200ZM210 49V48H209ZM260 49V48H259ZM4 50V49H2ZM68 50V49H67ZM175 50V49H174ZM183 50V49H182ZM216 52L218 51L217 49H215ZM1 51V50H0ZM47 51V50H46ZM50 51V49H49ZM47 51V52H49ZM55 51V50H53ZM58 52H60L59 50H57ZM62 51V50H61ZM70 51V50H69ZM186 51V50H185ZM4 52V51H3ZM43 52V51H42ZM74 52V51H73ZM155 52V50H154ZM173 52V51H172ZM171 52V53H172ZM211 51H209L210 53ZM212 52H214V49L212 50ZM220 52V51H219ZM233 52V51H232ZM237 52V50H236ZM245 52V53H244ZM257 52V51H256ZM32 53V52H31ZM30 53V54H31ZM56 53V52H54ZM53 53V54H54ZM66 53V52H65ZM174 53V52H173ZM201 53V52H200ZM235 53V52H234ZM241 53V52H240ZM6 54V52H5ZM29 54V56H30ZM50 54V52H49ZM74 54V53H72ZM192 54V53H191ZM43 55V54H42ZM56 55V57L59 55L57 54H54ZM129 55H131L130 58ZM153 55V53L151 54ZM155 55V54H154ZM207 55V54H206ZM211 55V54H210ZM215 55V54H214ZM223 55V57H221ZM225 55V57H224ZM235 55V54H234ZM255 55V54H254ZM52 56V55H51ZM60 56V55H59ZM70 56V54H69ZM74 56V55H72ZM150 56V57H149ZM167 56V55H166ZM165 56V57H166ZM176 56V55H175ZM199 56V55H197ZM213 56V55H212ZM216 56H218V54L216 53ZM215 56V57H216ZM239 56V57H238ZM39 57V56H38ZM37 57V59H38ZM53 57V56H52ZM51 57V59H52ZM61 57V56H60ZM65 57V56H64ZM168 57V56H167ZM179 57V56H178ZM183 59L184 58H189L188 61L189 63H192L191 61V58H195V57H192V55L190 56L189 54V51L187 52V54L184 56H182ZM209 58V56H207ZM206 57V58H207ZM215 57H212V60L213 58L215 59ZM233 57V56H232ZM237 60H236V58ZM234 57V60L235 61H238V58H241V55L237 54L236 53V56ZM250 57V58H249ZM9 58H11V56H9ZM28 58V57H27ZM48 59L50 57H47ZM177 58V57H176ZM181 58V57H180ZM201 58V57H200ZM217 58V57H216ZM241 60L238 61V62H243L244 60ZM6 59V58H5ZM3 60L7 62V60ZM33 59V58H31ZM40 59V58H39ZM54 59V57H53ZM51 60L54 61V60ZM69 59V58H68ZM196 59V58H195ZM199 59V57H198ZM260 59V60H259ZM57 60V59H56ZM67 60V59H66ZM72 60V59H71ZM77 60V59H76ZM141 60H143L146 65L142 64L141 63ZM164 60H166L164 58ZM201 60V59H200ZM208 60V59H207ZM210 60V62L212 61ZM9 61V60H8ZM10 61H13V60H10ZM49 61V60H48ZM70 61V60H69ZM75 61V60H74ZM89 61V60H88ZM96 61L98 62V65H99V57L96 58ZM167 61V60H166ZM165 61V62H166ZM171 61V60H170ZM182 61V60H181ZM230 61V60H229ZM258 61V62H257ZM34 62V61H33ZM36 62V61H35ZM39 62V61H38ZM50 62V61H49ZM63 62V61H62ZM73 62V61H72ZM71 62V63H72ZM86 62V61H85ZM164 62V61H163ZM174 62V61H173ZM207 62V61H206ZM209 62V61H208ZM209 62V63H210ZM256 62L258 65H256ZM9 63V62H8ZM54 63V62H53ZM70 63V64H71ZM74 63V62H73ZM79 63V62H77ZM214 63V62H213ZM229 63V62H228ZM227 63V64H228ZM231 63V61H230ZM6 64V63H5ZM11 64L12 62L9 64H6V66L4 67L5 70L1 69L0 68V162H2L4 159H6L5 157H9V160L7 158L8 163H5L3 164L2 162V171L3 173L6 175V179L8 180V185L10 186V189L5 192V193H8V196L6 197L4 193V190L3 188H1V185H0V195L2 197V199H0V202L2 206H0V229H7V230H10L11 232H8L7 234V239L5 240V242L2 240L0 241V264H4L6 262H3V258L1 256V254L5 251H8V252H11L12 254H14L13 252H16V261L18 262L17 264H32V259L36 262V264H54L53 262L50 261V257L47 253H45L44 249H41L40 247L37 246V243H38V229L41 231L43 230L44 232V237H42L43 239H45L47 242H48V247H49V251L50 253H58V252H64L65 254H69L71 255V249L70 247L66 246L64 242V236H61L59 234L52 231L53 229V225H50V222L47 223V222H43L41 219H40V215L41 213L39 212V214L37 213L38 210L36 211H33L32 209V204L36 203V202H46V204L48 203V199L49 201L53 198V196H49V195H43L42 194H38V192L36 193V191H33L34 188H38L39 186V177H38V172H39V167L35 164L34 162V159H35V146L33 142V137L31 136L32 133H34V130L35 129H38L40 130L41 133H47V130L49 129H52V133L53 131L56 133V132H59V134L61 136H70V133H71V130L70 128L75 129L74 127V122H75V116H74V108H75V104H74V101L73 99L69 100L70 96V91H71V85L70 86H66V84H62V85H59V82H58V85L57 83H53V79L51 77V80L52 82L50 81L49 77H47L46 79H42L43 80V84L41 86H37L36 87V83H35V78H30L32 81H34V85H35V89L38 91V93L36 91L35 94L33 93V85L30 84V79L28 80V77L30 75L31 72H26L24 75L23 73L21 74L22 76H24V79L20 78V80H17L18 79V76H20L18 70H17V73L15 72L16 70L14 68L11 67ZM14 64V63H13ZM17 64V63H16ZM128 64V65H129ZM179 64V63H178ZM181 64V63H180ZM241 64L243 63H240L239 65L242 66ZM3 65V64H2ZM66 65V64H65ZM174 65V64H173ZM177 65V63H176ZM185 65V64H184ZM182 65V66H184ZM244 65H247V63H245ZM243 65V66H244ZM1 66V65H0ZM34 66V64H33ZM38 66H40L38 64ZM43 66V65H42ZM67 66H69L67 64ZM75 66V65H74ZM193 66V65H191ZM201 66V65H200ZM226 66V65H225ZM228 66L230 67V65L228 64ZM238 66V67H240ZM248 66V65H247ZM258 66V67H257ZM3 67V66H2ZM16 67V66H15ZM62 67V66H61ZM64 67V66H63ZM62 67V69H63ZM70 67V66H69ZM72 67V66H71ZM70 67V69H71ZM97 67V66H96ZM185 67V66H184ZM202 67V66H201ZM205 67V66H204ZM208 67V66H207ZM17 68V67H16ZM130 68V67H129ZM157 68V67H156ZM177 68V67H176ZM179 68V66H178ZM200 67H198L199 69ZM209 68V67H208ZM69 69V70H70ZM73 69V68H72ZM88 69V68H87ZM224 69L226 70V67H224ZM15 70V71H14ZM23 70V68H22ZM27 70V69H26ZM24 70V71H26ZM36 70V69H35ZM66 70V69H65ZM202 70V69H200ZM207 70V69H206ZM238 70V69H237ZM33 71V70H32ZM168 71V70H166ZM208 71V70H207ZM228 71V70H227ZM227 71L225 73H227ZM258 71H260V74H261V78L262 79V84H260L259 86V91H257V94H256V91L255 93L253 92L254 91V87L256 86V84L254 85V82H253V78L254 76L256 75V73L258 74ZM21 72V71H20ZM39 72V71H38ZM165 72V71H164ZM174 72V71H173ZM197 72V71H196ZM36 73V72H35ZM32 72V74H35ZM44 73V72H43ZM51 73V72H50ZM68 73V72H67ZM169 73V71H168ZM183 73V71H182ZM235 73V72H234ZM238 73V72H236ZM238 73V74H239ZM6 78L5 82L3 83V81L1 80L4 76ZM31 74V76H32ZM40 74V72H39ZM54 74V73H53ZM65 74V73H64ZM64 74H61L64 76ZM70 74V73H68ZM130 74V75H129ZM171 74V73H170ZM186 74V73H185ZM194 74V75H193ZM232 74V73H231ZM43 75V74H42ZM46 75H49V74H46ZM230 75V74H229ZM228 75V76H229ZM40 76V75H39ZM38 76V77H39ZM44 76V75H43ZM54 76V75H53ZM58 76V75H57ZM57 76L55 78V80H57ZM62 76V77H63ZM188 76V75H187ZM196 76V75H195ZM194 76V77H195ZM35 77V76H34ZM55 77V76H54ZM59 77V76H58ZM60 76V78H62ZM167 77V76H166ZM198 77V75H197ZM235 77V76H234ZM256 77V76H255ZM258 77L259 74H258ZM257 77V78H258ZM4 78V79H5ZM41 78V77H40ZM45 78V77H44ZM66 78V77H65ZM173 78V77H171ZM177 78V77H176ZM22 79V80H21ZM68 79V78H67ZM131 79V80H130ZM160 79V78H159ZM162 79V78H161ZM226 79V78H225ZM231 79V78H230ZM238 79V78H237ZM256 79V78H255ZM41 80V82H42ZM70 80V79H69ZM182 80V79H181ZM234 80V78H233ZM258 80V79H257ZM31 81V83H32ZM37 81V80H36ZM61 81V79H60ZM65 81V80H64ZM177 81V80H176ZM221 81V84L219 83ZM226 81V80H225ZM231 81V80H230ZM255 81V80H254ZM259 81V80H258ZM66 82V81H65ZM69 82V81H68ZM133 82V84H132ZM166 82V81H165ZM234 82V81H233ZM237 82V81H236ZM261 82V81H259ZM39 83V81H38ZM62 83V82H60ZM64 83V82H63ZM73 83V82H72ZM171 83V82H170ZM169 83V84H170ZM223 83V84H222ZM256 83V81H255ZM56 84V85H55ZM91 84V82H90ZM89 84V85H90ZM163 84V83H162ZM38 85V84H37ZM65 85V86H64ZM74 85V84H73ZM76 85V84H75ZM80 85V84H78ZM219 85V86H218ZM77 86V85H76ZM91 86H94L91 84ZM258 86V85H257ZM32 87V88H31ZM41 87V88H40ZM70 87V89L68 88ZM78 87V86H77ZM77 87L75 89H77ZM82 87V86H80ZM73 88V87H72ZM79 88V87H78ZM88 88V87H87ZM220 88V87H219ZM227 88V87H226ZM75 89H72L75 93ZM80 89V88H79ZM77 89V90H79ZM85 89V88H84ZM83 89V90H84ZM215 89V88H214ZM217 89L215 91H217ZM258 89V87H257ZM76 90V91H77ZM81 90V89H80ZM79 90V92H81ZM98 90L101 92L102 88L99 87ZM168 90V89H167ZM166 90V91H167ZM231 90V89H230ZM51 91V93H50ZM214 91V90H213ZM55 92V93H54ZM167 93V92H166ZM214 93V92H213ZM212 93V94H213ZM216 93H219V92H216ZM223 93V92H222ZM221 93V94H222ZM228 93V92H226ZM232 93H233V90H232ZM49 94V95H48ZM55 96H54V95ZM85 94V93H84ZM83 94V95H84ZM89 94V93H88ZM211 94V93H210ZM220 94V95H221ZM225 94V93H224ZM223 94V95H224ZM252 94V95H251ZM254 94V95H253ZM256 94V95H255ZM45 95V96H44ZM53 95V96H52ZM73 95V94H72ZM71 95V96H72ZM79 95V93H78ZM171 95V96H172ZM217 95V94H216ZM232 95V94H231ZM230 95V96H231ZM170 96V95H169ZM170 96V97H171ZM222 96V95H221ZM220 96V97H221ZM229 96V97H230ZM77 97H82L81 95L80 96H77ZM88 97V95H87ZM90 97V96H89ZM218 97V96H217ZM223 97V96H222ZM75 98V97H74ZM84 98V96H83ZM82 98V99H83ZM138 98V97H137ZM172 98V97H171ZM173 98V99H174ZM78 99V98H77ZM81 99V98H80ZM89 101L93 99V96L92 98H87ZM221 99V98H219ZM231 99V98H230ZM230 99H229V102H230ZM257 100V106L255 105L254 107V104L253 102H256ZM85 100V98H84ZM170 101H172V99H169ZM178 100V99H177ZM252 100H255L252 102ZM79 101V99H78ZM86 101L85 105L86 107H88L87 105H89L90 103V106L93 104L92 101ZM157 101V102H156ZM223 101V100H222ZM253 105V107L255 108V110H252L250 111L253 107L251 106V108H249L250 110L246 109L247 107V104L249 105L251 102ZM1 102H4V104L2 105ZM215 102V101H214ZM225 102V101H223ZM82 103V102H81ZM80 103V104H81ZM159 103V102H158ZM220 103V104H218ZM78 104V105H80ZM224 104V103H222ZM228 104V103H227ZM39 105L41 106L40 109H41V112L43 113L40 114L42 115V118L41 116H37V118H34L33 119V112L32 110H35L37 111L39 108ZM97 105V103H96ZM221 105V106H220ZM225 105V104H224ZM230 105H231V102H230ZM89 106V107H90ZM227 106V105H225ZM229 106V104H228ZM247 106V107H246ZM49 107L51 108V111H52V114L49 115L50 112L49 111ZM81 107V106H80ZM93 107V106H91ZM209 107V108H207ZM214 107H212L214 109ZM230 107V106H229ZM44 108V109H43ZM77 108V107H76ZM42 109L44 111H42ZM225 109V108H224ZM80 110V109H79ZM83 110V109H82ZM87 110V108H86ZM210 110V111H208ZM230 110V109H229ZM227 109V113L229 111ZM178 112V116L179 118L176 119V116L173 117L174 115V112ZM222 111V110H221ZM157 112V111H156ZM220 112V110H219ZM226 112V111H224ZM240 112H246V116H247V120H243L244 116L242 117L241 119V114ZM38 113V112H37ZM40 113V112H39ZM77 113V112H76ZM80 113V112H79ZM77 116H80L81 113ZM231 113V112H230ZM228 113V115L230 114ZM159 114V113H158ZM157 114V115H158ZM191 114H192V118H190L191 120L188 122L189 119L188 118V115H190L191 117ZM215 114V115H214ZM220 114H223L220 113ZM226 114V113H225ZM223 114V115H225ZM244 114V113H243ZM37 115V114H36ZM141 115V114H140ZM240 115V116H239ZM85 116V119H87L88 121L90 120V115L87 114H84L83 113V117ZM144 116V115H143ZM227 116V115H226ZM36 117V116H35ZM105 117V116H104ZM228 117H231V116H228ZM79 118V117H77ZM106 118V117H105ZM156 118V119H155ZM159 118V117H158ZM221 118V116H220ZM236 118L238 120L237 123H234V121H236ZM80 119V118H79ZM234 119V120H233ZM44 120V122H43ZM82 120V119H81ZM233 120V121H232ZM87 121V124H89V122ZM91 121V120H90ZM148 121V119H147ZM171 121V120H169ZM221 121L220 123H216ZM77 122V121H76ZM244 122V123H243ZM240 123L241 125V135H238L236 133V131L234 130V127L233 124H238ZM78 124V123H76ZM108 124V123H107ZM156 124V123H155ZM154 124V125H155ZM229 124L232 125V127L230 126L229 127ZM158 125V124H157ZM209 125V126H208ZM262 127L263 131L262 132H257L259 129V127ZM89 128L91 125H88ZM144 126H147V125H144ZM153 126V125H152ZM151 126V127H152ZM252 126H259L258 128H256V132L255 131V127H254V131H251V133H254V135H250L249 134V129L251 130V128L253 129ZM239 127V125H238ZM236 127V128H238ZM251 127V128H249ZM260 127V129H261ZM77 128V127H76ZM81 128V127H80ZM85 128V127H84ZM88 128V127H87ZM88 128V129H89ZM147 128V127H146ZM158 130L155 134V131H154V136H152L153 140H151V142L149 141H142V151L143 152V163H144V170H145V173L146 175L149 177V180L150 178L152 179L151 181V184L152 182L154 181V179L156 180L157 177H158V174H159V170H160V163H161V155H162V151H161V147H162V143H163V133H162V130L159 128V127H156ZM208 128V129H207ZM240 128V127H239ZM93 129V128H92ZM127 129V128H126ZM148 129V128H147ZM210 129V130H209ZM258 129V130H257ZM261 129V130H262ZM46 130V131H45ZM91 131V129H89ZM105 130V129H104ZM145 130V129H144ZM240 130V129H239ZM260 130V131H261ZM49 130V132H51ZM192 131L194 132V137L195 139L191 140L190 137L188 136V133ZM48 132V134H49ZM88 132V131H87ZM92 132V131H91ZM87 133V135L89 137H91V135L94 133L92 132ZM148 132V131H147ZM151 132V131H150ZM39 133V132H38ZM40 133V135H41ZM75 133V132H74ZM84 133V132H83ZM82 133V134H83ZM86 133V132H85ZM191 133V132H190ZM248 133V134H247ZM149 133H147L148 135ZM54 135V134H53ZM75 135V134H74ZM105 135V134H104ZM150 135V134H149ZM58 136V135H57ZM87 137V136H86ZM209 137L211 139H209ZM59 138V137H58ZM88 138V137H87ZM258 138V137H256ZM54 138L51 136V140H53ZM149 139V138H148ZM253 141L255 138H252ZM251 140V142H253ZM56 139H54L55 141ZM63 140V139H62ZM90 140V138L88 139ZM140 140V139H139ZM246 140V139H245ZM67 141V140H66ZM69 141V139H68ZM83 139H82V143L80 142V139H76V147H80L81 144H83ZM195 141V145L191 144L192 142ZM40 142V141H39ZM43 142V141H42ZM41 142V144L37 143L40 147L43 148H47L49 149L50 148V145L47 143V141H44L43 143ZM57 146L60 147V144H58L57 141H55ZM54 142V143H55ZM70 142V141H69ZM68 142V143H69ZM72 142V140H71ZM85 142V141H84ZM141 142V141H140ZM139 142V143H140ZM250 142V141H249ZM256 142V141H255ZM10 146H9V144ZM63 143V142H62ZM61 143V144H62ZM95 143V142H94ZM254 143V142H253ZM6 144V145H5ZM184 144V145H182ZM233 144V146H229ZM250 144V143H249ZM248 144V145H249ZM257 144V143H256ZM256 144H253V145H256ZM42 145V146H41ZM84 145V144H83ZM141 145V144H140ZM8 146L9 148L6 149V147ZM29 149H31L30 154L29 156L26 158V152H25V147H27ZM246 146V145H245ZM244 146V147H245ZM22 147V148H21ZM24 147V148H23ZM58 147V148H59ZM82 147V146H81ZM21 148V149H20ZM26 148V149H28ZM38 148V146H37ZM88 148V147H87ZM182 148V149H184ZM34 149V150H32ZM92 149V148H91ZM245 149V148H244ZM253 149V148H252ZM6 150L8 152V154L6 153ZM37 150V149H36ZM46 150V149H45ZM52 150V149H51ZM243 150V149H242ZM250 150V149H248ZM254 150V149H253ZM246 151V150H245ZM28 152V151H27ZM28 152V153H29ZM44 152V151H43ZM51 152V151H50ZM76 152V153H77ZM249 152V151H248ZM42 153V152H41ZM93 153V152H92ZM185 153V152H184ZM243 153V152H242ZM37 154V153H36ZM247 154V153H246ZM253 154V153H252ZM62 155V154H61ZM245 155V153H244ZM248 155V154H247ZM250 155V153H249ZM75 156V157H76ZM254 156V155H253ZM51 157V156H50ZM54 157V156H52ZM58 157V156H57ZM97 157V156H96ZM95 157V158H96ZM247 157V156H246ZM77 158L75 159V161H77ZM250 158V157H249ZM248 158V159H249ZM244 159H247V158H244ZM254 159V157H253ZM36 160V159H35ZM57 160V159H55ZM65 160V159H64ZM67 161V160H65ZM163 161V160H162ZM243 161V159H242ZM37 162V161H36ZM95 162V161H94ZM97 162V161H96ZM181 162V161H179ZM195 162V163H196ZM241 162V161H240ZM246 162V161H245ZM253 162V161H251ZM75 164L77 162H74ZM244 163V161H243ZM250 163V162H249ZM48 164V163H47ZM92 164V165H91ZM208 165L209 167H206L205 165ZM240 165V163H238ZM251 164V163H250ZM49 165V164H48ZM109 163H104L103 167H99L97 166V172L96 173H99L98 171H102L103 173L107 170L108 172H111V170L109 169L110 166H108ZM198 165V164H197ZM196 165V166H197ZM200 165V166H201ZM246 165V163H245ZM244 165V167H245ZM252 165V166H253ZM59 166V165H58ZM204 166V167H203ZM241 166V165H240ZM250 166V167H252ZM57 167V166H56ZM177 171H176V174L174 175L173 177V184L176 185L177 189L178 187L180 186V183L181 181H183L185 175H184V171H182L181 167H180V163L177 164ZM249 167V165H248ZM53 168V167H52ZM58 168V167H57ZM72 168V167H71ZM113 168V167H112ZM137 168V167H136ZM241 168V167H240ZM254 168V166H253ZM61 169V168H60ZM60 169L58 170L59 173H61ZM109 169V170H108ZM246 172L247 169L243 168ZM242 169V170H243ZM252 169V168H251ZM141 170V169H140ZM189 170V169H187ZM186 170V171H187ZM200 170H202V174L200 172ZM196 171V170H195ZM239 171V168L238 170ZM248 171V170H247ZM137 174L139 173V171H136ZM141 172V171H140ZM188 172V171H187ZM195 173V172H192V171H189L187 174L188 176L191 174V173ZM235 172V171H233ZM253 172H255V174H253ZM102 173V174H103ZM190 173V174H189ZM197 173V171H196ZM239 173L241 174V172L239 171ZM248 173V172H247ZM63 174V173H62ZM109 174V173H108ZM237 174V173H236ZM69 175V174H68ZM111 175V173H110ZM136 175V173H135ZM142 175V174H141ZM193 175V174H191ZM242 175V174H241ZM240 175V176H241ZM245 176L246 173L244 174ZM63 176V175H62ZM75 176H74V179H75ZM106 176V175H105ZM229 175H225V181H226V185L228 186L229 188V180L227 179ZM65 177V175H64ZM108 177V176H107ZM134 177V176H133ZM193 176H191L192 178ZM201 177V176H200ZM224 177V176H223ZM238 177V175H237ZM249 177V176H248ZM247 177V179H249ZM43 178V177H42ZM41 178V179H42ZM57 178V177H56ZM68 179V177H65ZM106 178V177H105ZM109 178V177H108ZM135 178H139V177H135ZM190 178V179H191ZM194 178V177H193ZM246 178V177H245ZM51 179V178H50ZM67 179L65 181H67ZM110 179V178H109ZM108 179V180H109ZM144 179V178H143ZM222 179V178H221ZM224 179V178H223ZM242 179V178H241ZM240 179V180H241ZM255 179V177H254ZM53 180V179H52ZM57 180V179H56ZM63 180V179H62ZM69 180V179H68ZM73 180V179H72ZM77 180V178H76ZM135 180V179H134ZM141 180V178H140ZM139 180V181H140ZM147 180V179H146ZM188 180V179H187ZM194 180V179H193ZM239 180V179H238ZM238 180H237V184H238ZM239 180V181H240ZM252 180V179H251ZM42 181V180H41ZM75 181V180H74ZM136 181V180H135ZM214 181V182H215ZM224 181V182H225ZM231 181V180H230ZM234 181V180H233ZM232 181V182H233ZM250 181V180H248ZM63 182V181H61ZM71 182V181H70ZM132 182V181H131ZM144 182V181H143ZM216 182H219V181H216ZM222 182V181H221ZM231 182V184H233ZM243 182V181H241ZM241 182L239 184H241ZM245 182V180H244ZM256 182V181H255ZM15 183V184H14ZM55 183V182H54ZM64 183V182H63ZM77 183V182H76ZM76 183L74 184L76 186ZM142 183V182H140ZM189 183V182H188ZM249 183V182H248ZM44 184V183H43ZM67 184H69L67 182ZM65 184V185H67ZM73 184V183H71ZM138 184V183H137ZM148 184V183H147ZM202 184V185H200ZM224 184V183H223ZM234 184H236L234 182ZM233 184V185H234ZM253 184V182H252ZM251 184V185H252ZM256 184V183H255ZM13 185L18 188L16 189L15 187L13 188ZM45 185V184H44ZM50 185V183H49ZM54 185V184H52ZM78 185V184H77ZM141 185V184H140ZM143 185V184H142ZM150 185V184H149ZM214 185V187H213ZM250 185V186H251ZM74 186V187H75ZM204 190L202 187H204ZM249 186V185H248ZM56 187V186H55ZM68 186H66L67 188ZM143 187V186H142ZM145 187H148L146 186L145 184ZM144 187V188H145ZM226 187V186H225ZM231 187V185H230ZM239 187V186H238ZM237 187V188H238ZM255 187V186H254ZM257 187V186H256ZM8 188V187H7ZM60 188V187H59ZM69 188V187H68ZM192 188V189H193ZM233 188V187H231ZM241 188V187H240ZM251 188V187H250ZM258 188V189H259ZM5 189V188H4ZM46 189V188H45ZM51 189V188H50ZM57 189V188H56ZM105 189V190H107ZM137 189V188H135ZM141 189V188H140ZM235 189V188H234ZM253 189V188H252ZM32 192H31V191ZM61 190V189H60ZM65 190V189H63ZM100 190V189H98ZM110 190V189H109ZM112 190V189H111ZM190 190V189H189ZM240 190V189H238ZM238 190L236 191L238 193ZM248 190V189H247ZM246 190V191H247ZM264 190V189H263ZM30 191V192H29ZM38 191V190H37ZM41 191V190H40ZM46 191V190H45ZM73 191V190H72ZM102 191V190H101ZM136 191V190H135ZM134 191V192H135ZM142 191V189H141ZM148 191V190H147ZM178 191V190H177ZM228 191V190H227ZM245 191V189H244ZM252 191V190H251ZM250 191V192H251ZM262 191V190H261ZM57 192V191H56ZM105 192V191H104ZM109 192V191H107ZM111 192V191H110ZM143 192V191H142ZM191 194H192V191L190 190ZM197 192V193H196ZM220 192V193H219ZM242 192V190H241ZM254 192V191H253ZM264 192V191H263ZM262 192V193H263ZM3 193V194H2ZM44 193V192H43ZM55 193V192H54ZM78 193H74L73 195H77ZM95 194L94 195V199H96V192H94ZM136 193V192H135ZM173 195H172V198L174 199L175 198V192L173 191ZM178 193V192H177ZM226 193V192H225ZM51 194V193H50ZM62 194V193H61ZM90 194V193H89ZM161 194L162 192H159L157 195H155V197H153L155 200H159L161 198ZM228 194H230L228 192ZM259 194V192H258ZM257 194V195H258ZM58 195V194H57ZM101 195V193H100ZM111 195V194H110ZM238 195V194H237ZM236 195V196H237ZM247 195V194H246ZM251 195V194H250ZM5 196V197H3ZM70 196V195H69ZM154 196V195H153ZM179 196V195H178ZM193 196V197H194ZM62 197V196H61ZM75 197V196H74ZM73 197V198H74ZM80 197V196H79ZM82 197V196H81ZM84 197V196H83ZM83 197L81 199H83ZM197 197V196H196ZM252 198V196H249ZM254 197V196H253ZM257 197V196H256ZM255 197V198H256ZM78 198V196L76 197ZM107 199V197H105ZM205 198V197H204ZM218 198V197H217ZM238 198V196H237ZM61 199V198H60ZM59 199V200H60ZM65 199V198H64ZM61 200V201H65V200ZM80 199V198H78ZM103 197H102V202L103 203H106V201H103ZM219 199V198H218ZM262 199V198H261ZM58 200L57 202V210H60V212L62 213H65L67 211L70 212V210H74L72 212L74 213H82V206H79V203L77 204L75 198L72 199L70 201V204L69 205H65L63 203H60ZM108 200V199H107ZM110 200V199H109ZM205 200V199H204ZM205 200V201H206ZM237 200V199H236ZM249 200V199H248ZM82 201V200H81ZM114 201V200H113ZM112 201V202H113ZM146 201V202H145ZM200 203H201V200H199ZM198 201V202H199ZM239 201V200H238ZM66 202V201H65ZM84 202V201H82ZM146 203L145 205H142L143 203ZM227 202V201H226ZM245 202V200H244ZM257 202V200H256ZM50 203V202H49ZM53 203V202H52ZM56 203V202H55ZM200 203H198V205H201ZM206 203V202H205ZM204 203V204H205ZM223 203V202H222ZM254 203V202H252ZM38 204V203H37ZM83 204V203H82ZM224 204V203H223ZM245 204V203H244ZM250 204V203H249ZM41 205V204H40ZM54 205V203H53ZM84 205V204H83ZM107 205V204H106ZM222 205V204H221ZM236 205V204H235ZM242 205V204H241ZM252 205V204H250ZM257 205V204H256ZM50 206V205H49ZM48 206V207H49ZM105 206V205H104ZM111 206V205H110ZM208 206V205H207ZM240 206V205H238ZM243 206V205H242ZM44 207V206H43ZM46 207V206H45ZM44 207V208H45ZM54 207V206H53ZM192 207V206H191ZM236 207V206H235ZM245 207V206H244ZM254 207V206H252ZM259 207V206H257ZM208 208V207H207ZM249 208V207H248ZM251 208V207H250ZM202 209V207H201ZM206 209V207H205ZM212 209V208H211ZM244 209V208H243ZM253 209V208H251ZM40 210V209H39ZM43 210V209H42ZM56 210V211H57ZM84 210H86V208H84ZM106 210L108 211V209L106 208ZM225 211V210H224ZM242 211V210H241ZM250 211V209H249ZM249 211H248V214H249ZM44 212H46L44 210ZM43 212V213H44ZM91 212V211H90ZM105 212V211H104ZM221 212V211H220ZM52 213V212H51ZM94 213V210L91 212V214ZM109 213V212H108ZM241 213V212H240ZM245 213V212H244ZM75 214V215H76ZM87 214V218H88V221L87 223H90V225H92V222L94 223V221H96V219L94 220L93 218L94 217H91L93 215H90L88 213ZM106 214V212H105ZM243 214V213H242ZM251 214V213H250ZM260 214V213H259ZM48 215V214H47ZM239 215V214H238ZM237 215V216H238ZM83 216V215H82ZM86 216V215H84ZM108 216V215H107ZM106 216V217H107ZM221 216V215H220ZM48 217V216H47ZM46 217V218H47ZM244 217V216H243ZM58 218V217H57ZM81 218V216H80ZM76 219V218H75ZM239 219V218H238ZM242 219V218H241ZM244 219V218H243ZM46 220V219H45ZM81 220H83L81 218ZM98 220V219H97ZM103 220V219H101ZM54 221V220H53ZM71 221V220H70ZM76 221V220H73V222ZM103 221H108L106 218L103 220ZM102 221V222H103ZM243 221V220H242ZM245 221V220H244ZM61 222V220H60ZM59 222V223H60ZM63 222V220H62ZM79 222V221H78ZM100 223V220L97 221ZM105 222L100 225L102 226H106L104 225ZM109 222V221H108ZM235 222V221H234ZM58 223V224H59ZM65 224V223H64ZM73 224V223H72ZM72 224H71V227H72ZM78 224V223H77ZM96 224V223H94ZM89 225V224H87ZM89 225V226H90ZM98 225V224H97ZM96 225V227H97ZM238 225V224H237ZM61 226V224H60ZM70 226V225H69ZM67 226V227H69ZM74 226V225H73ZM82 226V225H81ZM95 226V225H94ZM254 226V225H253ZM57 227V226H56ZM93 227V225L91 226ZM101 227V226H100ZM103 227V228H104ZM199 227V226H198ZM234 227V225H233ZM59 228V226H58ZM228 228V227H227ZM56 229V228H55ZM75 229V228H74ZM80 229V228H79ZM78 229V230H79ZM84 229V228H83ZM87 229V228H86ZM90 229V227H89ZM100 229V228H99ZM98 229V230H99ZM198 229V228H197ZM249 229V228H248ZM260 229V228H259ZM6 230V231H7ZM60 230V229H59ZM91 230V229H90ZM93 230V228H92ZM97 230V229H96ZM96 230H94L96 232ZM105 230V229H104ZM247 230V229H246ZM101 231V230H100ZM103 231V230H102ZM198 231V230H197ZM234 231V230H233ZM236 231V230H235ZM251 233H253L252 231H250ZM260 232V231H258ZM263 232V231H262ZM10 233V234H9ZM73 233V231H72ZM102 233V232H101ZM40 234V233H39ZM100 234V233H99ZM103 234H104V231H103ZM105 234H106V231H105ZM200 234V233H199ZM199 234L197 235V237H199ZM218 234V233H217ZM94 235H97L96 233H94ZM246 235V234H245ZM248 235V234H247ZM106 236V235H105ZM236 236V235H235ZM240 236V235H239ZM249 236V235H248ZM253 236V235H252ZM70 237V236H68ZM104 237V236H103ZM217 237V236H216ZM244 237V236H242ZM247 237V236H246ZM263 237V236H262ZM253 238V237H252ZM70 239V238H69ZM240 239V238H238ZM243 239V238H241ZM250 239V238H249ZM261 239V238H260ZM68 240V239H67ZM72 239H70L71 241ZM105 240V238H104ZM111 240V239H110ZM236 240V239H235ZM258 240V239H257ZM233 241V240H232ZM240 241V240H239ZM242 241V240H241ZM129 242V243H130ZM244 242V241H243ZM249 242V241H248ZM257 242V241H256ZM264 242V240H263ZM105 243V242H104ZM163 244V243H162ZM247 244V243H246ZM264 244V243H263ZM254 245V244H253ZM252 245V246H253ZM262 245V244H261ZM100 246V245H99ZM106 246V245H105ZM247 246V245H246ZM260 246V245H258ZM263 246V245H262ZM108 247V246H107ZM235 247V245H234ZM243 247V246H242ZM102 248V247H101ZM228 248V247H227ZM261 248V247H260ZM264 248V247H263ZM132 249V251L134 252V250ZM234 249V248H233ZM5 250V251H4ZM225 250V249H224ZM237 250V249H236ZM247 250V249H246ZM3 251V252H2ZM123 251V250H122ZM136 251V250H135ZM252 251V250H251ZM2 252V253H1ZM221 252V251H220ZM222 252H225V251H222ZM234 252V251H233ZM248 252H249V249H248ZM247 252V253H248ZM9 253V254H11ZM124 253V252H123ZM136 253V252H135ZM228 253V252H227ZM235 253V252H234ZM254 253V252H253ZM259 253V252H258ZM5 254H7L6 252L4 253V256ZM231 254V253H230ZM249 254V253H248ZM257 254V252H256ZM255 254V255H256ZM263 254V253H261ZM133 255V254H132ZM223 255V254H222ZM226 255V254H225ZM234 255V254H233ZM252 255V254H251ZM254 255V257H255ZM10 255H8L7 257L9 258ZM14 256V255H13ZM68 256V255H67ZM220 256V255H219ZM228 256V254H227ZM257 256V255H256ZM6 257V258H7ZM11 257V256H10ZM15 257V256H14ZM69 257V256H68ZM105 257V256H104ZM218 257V255H217ZM222 257V256H221ZM230 257V256H229ZM243 257V256H242ZM247 257V256H246ZM251 257V256H250ZM5 258V260H7ZM71 260L72 258L69 257ZM126 258V257H125ZM228 258V257H227ZM239 258V256H238ZM249 258V257H248ZM13 259V258H12ZM15 259V258H14ZM36 259V260H35ZM70 259H66L63 260L65 261L64 264H67L66 262H68L67 260H69L70 262ZM220 259V258H218ZM229 259V258H228ZM231 259H232V256H231ZM252 259V258H251ZM259 259V257H258ZM4 260V261H5ZM11 260V259H10ZM62 260V259H61ZM87 260V259H86ZM125 260V259H124ZM245 260V259H244ZM247 260V259H246ZM227 261V260H226ZM232 261V260H231ZM249 261V260H248ZM219 262V261H218ZM223 262V261H222ZM234 262H238V261H234ZM247 262V261H246ZM11 263V262H10ZM13 263V262H12ZM85 263V262H84ZM257 263V261H256ZM59 264V263H58ZM61 264V263H60ZM73 264V263H72ZM247 264V263H246ZM251 264V263H250Z\"/></svg>","mask_w":264,"mask_h":264}]
</instances>
